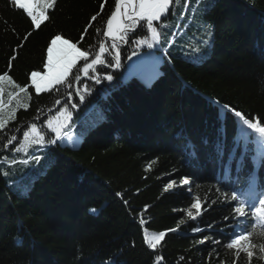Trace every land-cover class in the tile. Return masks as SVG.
Segmentation results:
<instances>
[{"label":"trees","instance_id":"obj_1","mask_svg":"<svg viewBox=\"0 0 264 264\" xmlns=\"http://www.w3.org/2000/svg\"><path fill=\"white\" fill-rule=\"evenodd\" d=\"M139 3L121 17L117 0H57L37 28L0 0V75L12 80L0 83V264H264V225L251 215L264 199V137L235 116L264 121V0H170L155 35L126 21ZM56 35L87 57L37 94L30 76L45 73ZM132 50L157 58L148 75L133 72ZM118 52L112 81L84 72ZM61 118L67 143L36 145ZM233 192L247 203L251 261L227 247Z\"/></svg>","mask_w":264,"mask_h":264},{"label":"snow or ice","instance_id":"obj_2","mask_svg":"<svg viewBox=\"0 0 264 264\" xmlns=\"http://www.w3.org/2000/svg\"><path fill=\"white\" fill-rule=\"evenodd\" d=\"M11 3L13 5L15 4V0H11ZM169 3L170 0H140L139 3V12L137 13V16L140 20L146 21L148 25V29L153 32L155 35V29L152 27L154 21H158L162 19V15L169 11ZM28 8L25 10L24 7H18L20 9H23L27 16L31 18V23L33 26L39 28L41 23L43 21H46L49 19V13L48 10H54L57 6V0H30V2H27ZM95 19V17H93ZM116 19V15L113 14L112 20ZM112 20L108 21V29L109 33L112 31ZM133 36L136 35V33L132 34ZM120 39L123 41L124 36H121ZM61 41H67L63 40L60 35H56L54 38L51 39V43L49 46H52V59L49 61L48 59V50L49 46L47 48V63L45 65L47 69V76H41L39 72L33 71L31 73V81L35 85L36 92L39 93L42 90V83L41 81L47 80L48 83H51L53 79L59 80L64 74L67 73V70L69 67H71L72 62L74 61L75 57L77 55L84 56V53H77L75 48H69L67 45H62V47L58 48V45H61ZM55 42V43H54ZM129 43H132L133 40L130 37ZM135 43L139 46L144 43H146L145 40H136ZM202 43H208V41H202ZM147 47L151 48L153 47L152 43H147ZM101 52H104V49H100ZM138 53V50H132L131 55L128 56L129 60H132L133 57H135ZM97 65L99 66L97 68ZM121 67V56L118 52L116 56L113 58L107 57V54L105 53V59H101L100 56H96V58L92 61L91 64H86L85 68L83 69L86 74L89 73V69H94L95 71H105L106 75L103 76V79L106 81H112L114 78V75L111 72H108V68H116L119 69ZM35 79V83L33 82ZM7 81L9 83H12L11 77L7 74L0 75V83ZM95 83L100 84L101 83V77L96 76L95 77ZM21 91H24L23 88L20 89ZM3 92L2 87H0V93ZM84 97L80 96V100L83 101ZM4 107L3 100H0V113H2ZM75 107V105H73ZM227 108V106H224ZM239 112L240 115H236V113ZM70 115V114H69ZM248 118L245 119L244 116H242L241 111H235V116L237 118H240L243 120L244 124L248 126V128L254 130L255 132L259 133L262 137H264V127H261V123H264V121H261L259 123H253L252 117L250 114H247ZM5 121L3 120L2 116H0V127H3ZM49 128H51V133H48V136L44 135H38V138L34 140V143L38 146L44 145L45 139L48 140V145H55L56 142L60 138V132L56 127H53L51 122H49L48 125ZM33 131L35 132V126L33 127ZM55 134V139H51V135ZM24 138L27 139L29 133L24 132ZM7 139V137H5ZM15 139V137H13ZM18 142V141H17ZM14 146V145H12ZM222 154V153H221ZM234 156V154H233ZM231 157L229 159V167L231 165ZM241 163H243V159H241ZM253 180H255L257 177L253 174L252 176ZM182 184L184 186L189 185L188 178H182ZM169 188L172 187V184L170 183L168 185ZM261 195H264V193H261ZM239 200L238 195L233 192L232 195V201L235 203ZM241 207H238L235 209V212L239 214V216L243 217L245 215V212L242 210L244 206V202L241 201ZM192 208L197 209L199 211L200 209V203L197 201L196 203L191 205ZM189 216H191L193 219H196V217L192 216V213H188ZM251 215L256 216L258 218L264 217V199H259V207L255 209V212L251 213ZM202 229H194V231H201ZM166 236V233L163 232V238L159 240V242L151 248L156 249L157 245L160 244V242L164 239ZM205 240L202 239L200 243H204ZM242 242H248L247 246L243 248V251L246 253L247 258L249 261L254 259V249L256 248V245L249 242V236L248 235H237L234 239H231L230 242L227 243V247L229 249H237V254L239 255V249L238 246L241 245ZM214 243H219V241H214ZM260 253L262 254L261 259L264 261V245L260 246L259 248Z\"/></svg>","mask_w":264,"mask_h":264},{"label":"rangeland","instance_id":"obj_3","mask_svg":"<svg viewBox=\"0 0 264 264\" xmlns=\"http://www.w3.org/2000/svg\"><path fill=\"white\" fill-rule=\"evenodd\" d=\"M16 5L17 6H20V7H24L25 10H27L28 8V4L25 3V1L23 0H16ZM117 18H118V15H116V19L112 21V31L116 28V25H117ZM111 31V32H112ZM113 34V32H112ZM51 43V42H50ZM55 43V42H54ZM50 45V44H49ZM62 45H67L69 48H75L72 44H70L69 42L67 41H61V45H58V48L59 47H62ZM76 52L77 53H83L81 52L79 49L75 48ZM87 56L86 54L84 53V56H80V55H77L74 59V61L72 62V65L71 67L68 68L67 70V73L64 74L59 80H55L53 79L51 83H48L47 80H44V81H41L42 83V90L41 92L39 93H42V92H47L49 91L50 89H52L53 87L55 86H58L60 85L61 83L64 82V80L67 78V76L69 75L71 69L82 59H85ZM48 59L49 61H51L52 59V46H49V50H48ZM135 65L133 66V72L134 73H137V74H143L144 76L148 75L150 72H151V65L155 64L156 61H157V58L155 56H152L150 54H143L142 56H139V57H135ZM46 63H47V54H46ZM41 76H47V69L45 71L44 74H42ZM30 80H31V76H30ZM32 82V81H31ZM35 83V79L33 81ZM33 86V89H34V92H36V89H35V85L32 83L31 84ZM38 94V93H37ZM52 126L53 127H56L57 129H59V127L62 126L63 124V118H61L58 122L57 121H54V122H51ZM47 125H49V122L47 123ZM51 129V128H50ZM56 138V137H55ZM72 140L73 137L71 138ZM263 140V143H264V138L262 139ZM59 142L61 141L63 144L64 143H67V139L64 137V138H59L58 140ZM255 212V211H254ZM261 219V218H260ZM262 221V220H261ZM237 235H241L239 232L235 233V236L234 238L237 236ZM243 243V242H242ZM241 243V245L238 246V248H244L247 246V243L245 242L246 246H243V244ZM244 244V245H245Z\"/></svg>","mask_w":264,"mask_h":264},{"label":"water","instance_id":"obj_4","mask_svg":"<svg viewBox=\"0 0 264 264\" xmlns=\"http://www.w3.org/2000/svg\"><path fill=\"white\" fill-rule=\"evenodd\" d=\"M119 1H121V0H119ZM166 14H167V12H165V13L162 15V19H163V17H164ZM162 19H161V20H162ZM161 20L154 21V22H160Z\"/></svg>","mask_w":264,"mask_h":264},{"label":"bare ground","instance_id":"obj_5","mask_svg":"<svg viewBox=\"0 0 264 264\" xmlns=\"http://www.w3.org/2000/svg\"><path fill=\"white\" fill-rule=\"evenodd\" d=\"M169 9L171 10V6L169 7ZM107 39H109V37H106ZM95 81V80H94Z\"/></svg>","mask_w":264,"mask_h":264},{"label":"flooded vegetation","instance_id":"obj_6","mask_svg":"<svg viewBox=\"0 0 264 264\" xmlns=\"http://www.w3.org/2000/svg\"><path fill=\"white\" fill-rule=\"evenodd\" d=\"M171 9H172V6H171Z\"/></svg>","mask_w":264,"mask_h":264}]
</instances>
